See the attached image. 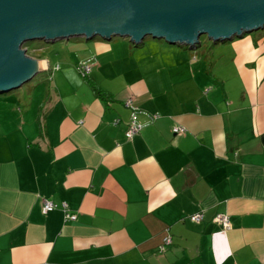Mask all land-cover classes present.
<instances>
[{
    "label": "crops",
    "instance_id": "obj_1",
    "mask_svg": "<svg viewBox=\"0 0 264 264\" xmlns=\"http://www.w3.org/2000/svg\"><path fill=\"white\" fill-rule=\"evenodd\" d=\"M236 40L218 82L197 54L155 40L116 57L79 39L90 54L74 68L40 58L46 90L0 96V264H264V33ZM93 60L86 82L78 66ZM130 99L159 115H139L131 141Z\"/></svg>",
    "mask_w": 264,
    "mask_h": 264
},
{
    "label": "water",
    "instance_id": "obj_2",
    "mask_svg": "<svg viewBox=\"0 0 264 264\" xmlns=\"http://www.w3.org/2000/svg\"><path fill=\"white\" fill-rule=\"evenodd\" d=\"M264 31V0H0V96L44 73L29 43L152 38L195 50Z\"/></svg>",
    "mask_w": 264,
    "mask_h": 264
},
{
    "label": "rangeland",
    "instance_id": "obj_3",
    "mask_svg": "<svg viewBox=\"0 0 264 264\" xmlns=\"http://www.w3.org/2000/svg\"><path fill=\"white\" fill-rule=\"evenodd\" d=\"M263 33L264 32L261 31L259 32V34ZM247 38L251 39L250 36ZM79 39L85 40L83 38H73L69 41H58L54 44L46 43L43 41H35L29 43L24 48L27 50L28 56L34 59H47L48 61H51L54 64L58 63L60 66H69L74 68L75 63H77L81 59H85L88 54H90V52L85 48V46L87 45H80L79 43H76V41ZM149 40L153 39L149 38L146 41ZM201 40L202 47H200L198 50H193L191 52L197 54L200 57V63H198L199 65L203 63L204 65H206L207 69L209 68L212 70V74L209 75L211 80L214 82H218L217 78L215 77V72L213 73V69L216 70V73L218 71L217 75H219V73H222L224 77H232V74L234 73L232 60L234 57L233 54L235 53V50L232 47V43L229 44L230 42H227L215 45L207 37H202ZM239 41L242 40H236V42ZM160 42H164L165 45H168L165 41ZM91 43L92 42H88V44ZM105 44H110V46H112L111 51L116 57H122L125 53L129 51V48H132L131 50H137L136 48H134V45L131 44L130 40L125 38L116 37L113 38L112 42H105ZM207 48H209V54L207 57H204L203 53L206 52L205 49ZM212 48H214V50L210 52ZM202 57H204V59H202ZM94 63H96L95 60H93L91 66H94ZM45 76V74L38 75L32 82L25 85L22 89L14 92H18V94L21 93L22 95L26 94L25 96H29L28 94H31V92L35 90L38 85H41L40 88L46 90L48 84L50 83V80H48V78ZM39 90L40 89L36 91L37 94H39ZM34 98L36 103H40V97L38 95H35Z\"/></svg>",
    "mask_w": 264,
    "mask_h": 264
},
{
    "label": "built area",
    "instance_id": "obj_4",
    "mask_svg": "<svg viewBox=\"0 0 264 264\" xmlns=\"http://www.w3.org/2000/svg\"><path fill=\"white\" fill-rule=\"evenodd\" d=\"M93 61H89L86 63H82L78 66V72L80 76L84 78H89V76L92 73V67L91 66ZM125 106L131 111V118L130 122L128 124V130L126 132V139L131 141L135 137L139 136L143 130V125L139 122L138 117L139 115H146L151 121H155L159 119V115H150L145 112H143L139 107L135 105L134 100L130 99L125 102ZM116 125L119 124V120L115 122ZM186 133V130L184 128H175L174 134L176 135H184ZM59 209V206L55 205L52 202L44 201L43 202V212L44 214H49L55 210ZM60 210L64 214V219L66 222H76L77 221V215L72 214L69 210V206L65 203L61 204ZM191 221L194 223H202L204 221V214L199 213L194 216H192ZM217 224L223 227L225 231L231 230V223L230 219L227 215H217L215 220ZM172 244V238L171 236H168L164 240V246L160 249V252L163 253L166 250L167 246H170Z\"/></svg>",
    "mask_w": 264,
    "mask_h": 264
},
{
    "label": "trees",
    "instance_id": "obj_5",
    "mask_svg": "<svg viewBox=\"0 0 264 264\" xmlns=\"http://www.w3.org/2000/svg\"><path fill=\"white\" fill-rule=\"evenodd\" d=\"M202 41V40H201ZM142 45H140V46H137V47H135L134 46V48H136V49H138V48H140ZM200 47H202V43L199 45V47H197L195 50H198ZM182 49H186L187 50V48H185V47H182ZM208 56V55H207ZM206 56V57H207ZM210 67V66H209ZM209 69V68H208ZM208 74L209 75H211L212 73H211V69H209L208 70ZM214 78V77H213ZM84 80L86 81V82H89L88 80H89V78H84ZM92 88H93V90H94V92H95V94H96V96L99 98V99H101V100H103V101H108L110 98V96H109V94L108 93H106V92H104L100 87H97V86H95V85H92Z\"/></svg>",
    "mask_w": 264,
    "mask_h": 264
},
{
    "label": "bare ground",
    "instance_id": "obj_6",
    "mask_svg": "<svg viewBox=\"0 0 264 264\" xmlns=\"http://www.w3.org/2000/svg\"><path fill=\"white\" fill-rule=\"evenodd\" d=\"M42 65H43V68L46 66V64H45V63H42Z\"/></svg>",
    "mask_w": 264,
    "mask_h": 264
}]
</instances>
